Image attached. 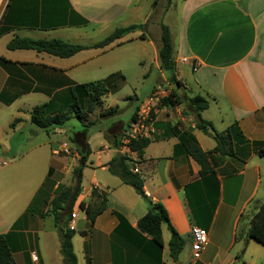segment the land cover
<instances>
[{
	"label": "crops",
	"instance_id": "0c3cea01",
	"mask_svg": "<svg viewBox=\"0 0 264 264\" xmlns=\"http://www.w3.org/2000/svg\"><path fill=\"white\" fill-rule=\"evenodd\" d=\"M158 1L0 0V109H10L8 117L0 121V136L5 138L0 139V153L10 154L0 158V233L8 234L16 264V252L22 264H49L47 254L50 259L63 261L57 230L44 201L53 197L72 164L60 168L64 157L59 153L69 147L66 128L48 132L36 128L30 123L28 109L50 100L56 108L68 104V88L84 82L78 74L105 46L59 57L36 49H8V42L19 37L92 45L98 42L92 38L115 28L144 23L154 11L152 4ZM164 1L169 5L155 24L164 21L170 29L182 93L205 97L208 107L201 117L220 132L236 123L246 143L234 144L238 156L211 152L214 140L195 127L194 115L185 102L159 108L151 141L141 157L122 141L128 122L114 121L110 132L101 122L87 137L90 152L85 160L77 147L70 158H79L80 164L83 160L81 192L70 220L76 232L72 237L76 264L80 258L81 264H159L115 233L118 219L114 212L136 228L147 211L146 201L108 171L109 161L118 152L128 154L130 168L143 178L144 193L164 206L170 224L183 238L182 250L172 260L168 251L170 232L166 224L161 225L160 264H264V245L245 238L244 233L248 225L244 224L245 215L255 203L264 201V157L258 153L264 150V0ZM78 20L80 23H76ZM158 38V34L144 35L142 40L151 47L160 70ZM183 58L185 62H181ZM106 87L108 92L89 114L90 120L96 110L97 116L105 110L102 102L109 94L108 83ZM27 99L39 103H28ZM183 131L208 153L213 173L199 176V166L182 150L180 137L174 134ZM87 171L90 178L85 186L82 179ZM189 184H193L189 199L195 219L186 197ZM93 189L104 195L105 207L82 235L87 219L78 204L95 200ZM48 218L51 249L46 232L42 233ZM193 225L207 232L206 243L197 256L191 250Z\"/></svg>",
	"mask_w": 264,
	"mask_h": 264
},
{
	"label": "trees",
	"instance_id": "16d2710c",
	"mask_svg": "<svg viewBox=\"0 0 264 264\" xmlns=\"http://www.w3.org/2000/svg\"><path fill=\"white\" fill-rule=\"evenodd\" d=\"M76 23H80L79 20ZM145 25L146 23L131 24L126 27L115 28L100 41L92 45L70 43L61 39L35 40L15 37L8 42L7 47L8 49H36L37 51H45L55 56L68 57L82 49L99 48L109 45L128 33L142 29ZM160 30V46L157 51L159 68L165 73L169 84L176 82L182 87L181 80L176 77V62L174 60V48L170 29L168 25L161 22ZM1 32L2 30L0 29V33ZM140 37H144L143 34H141ZM107 83V79H100L70 86L68 91L71 98L66 109L62 110L56 108L51 100L41 105H36L30 112V123L48 132L55 128H66V124L71 118L76 119L81 125V129L73 132L72 142L75 143L81 158L83 157L85 160L90 152L86 143L90 131L99 128L101 119L113 115L118 111L117 106H112L101 111L98 118H94L93 120L88 118L89 114L101 104L102 97L108 92L106 87ZM161 102V106L185 102L194 115L195 127L214 140L215 146L211 152H217L227 156H238L234 144L246 143L236 123L231 124L224 131L220 132L214 129L210 121L201 117V112L208 107V101L199 94L187 96L185 93L179 94L176 90L170 88L167 95L161 99ZM135 111L130 117V122L135 119ZM152 117H154V114H152ZM130 122L127 123V127L130 125ZM174 134L179 135L181 140L179 146L182 150L199 166V176L213 173V169L208 161V153L200 148L193 137L185 131L174 132ZM123 136L126 137V134ZM150 141L151 139L149 137L132 138L126 143V146L130 151L135 152L138 157H141ZM81 149L83 150L81 151ZM258 153L260 156L264 157L263 149L258 151ZM130 160L131 158L126 152H118L109 161L108 171L112 175L117 176L124 184L131 186L134 191L146 201L147 211L138 219L136 228L130 226L120 213L114 212L118 219L115 233L120 236L123 235L122 237L127 242L140 250L147 257L160 264L163 248L161 225L166 224L170 232V239L168 241L169 256L172 260H176L183 247V238L170 224L164 206L160 202H155L146 196L143 189V178L139 172L133 171L130 168ZM81 170V164L74 169L73 173L76 181L73 186L61 187L50 200L46 201L49 207L48 213L52 216L54 226L57 230L60 255L63 259L68 260V264L77 263L72 245V237L76 232L69 226V222L72 219L71 214L74 203L81 192ZM192 186L193 184L186 186V197L188 199V206L190 207L191 214L195 219L196 211L189 199V188ZM92 195H95V200H90L89 202L80 201L78 204L79 208L84 211L87 219L86 230L80 231L82 235L86 234L87 230L92 227L95 218L105 207V197L103 194H99L93 189ZM258 207L259 206L255 205L252 208L256 209L257 212ZM254 214L251 215L247 223V228L244 231L245 238H250L264 245V210L255 223L251 224ZM40 215L44 216L45 213ZM238 235L239 233L237 234L236 232V239ZM0 264H16L7 233H0ZM88 264L90 263L88 262ZM232 264L239 263L233 262Z\"/></svg>",
	"mask_w": 264,
	"mask_h": 264
},
{
	"label": "rangeland",
	"instance_id": "374dc122",
	"mask_svg": "<svg viewBox=\"0 0 264 264\" xmlns=\"http://www.w3.org/2000/svg\"><path fill=\"white\" fill-rule=\"evenodd\" d=\"M168 5L169 4H165L164 0H159L158 4H152L154 11L153 13H151L148 20L144 22L146 23V25L142 29L135 30L129 36H124L122 39L116 40L111 44L105 46L104 49L100 51L99 55L93 57L89 64L83 68V73L78 74V76H82L78 79H84V82L107 79L109 94H107L103 98L102 107L104 109L112 106L118 107L117 113L100 120L103 123L104 127L108 129V132H110L109 129L112 127V123L116 120H120L124 123L129 122L135 106L138 105V103L149 93L155 91L156 89H161L164 90L165 94L167 95L169 89L171 88V84L168 83L165 73L163 71L161 72L157 68L156 63L153 60V52L151 47L149 46L147 41L142 40L143 37H140L141 34H143V36L145 35L146 38L154 37V35L158 34V43L160 44L161 21L158 23V25H156L155 23L158 15ZM171 5L173 6V4ZM138 34L139 38H136ZM105 35L101 34L97 36V38H92V40L99 41L102 39V37L104 38ZM81 70L82 69H79L76 72L78 73ZM72 86H74V84ZM27 100L28 103H39L36 102L38 100ZM19 102H22V100H20ZM34 106H31L28 109L27 113L29 117L30 112ZM67 106L68 104L66 102V104H61L59 106V109L64 110ZM22 108L25 109L26 106H23ZM9 113L10 109H0V121L6 119ZM97 114L98 110H96L95 114L92 115V117L98 118ZM101 122H99V124H101ZM1 124L2 123L0 122V126ZM66 125L67 141L69 143V147H67V151L61 150L59 153L61 157H64L62 160H60V168L65 165L68 166L69 164H72L69 168V171L65 174L63 182L60 183L58 185L59 187H57L53 191V193L51 194L52 196L55 195L57 190H59L61 187L74 185L76 180L73 171L80 164L79 158H75L74 161H72L70 158H72V156L74 155L76 147L75 143L72 142L73 132L76 130H80L81 125L76 119L73 118H71ZM0 139L3 140L5 138H3V136H0ZM9 156L10 154L8 153H0V158H8ZM89 178L90 172L87 171L84 175V178L82 179L85 186L88 185ZM48 196H50V194ZM47 200L48 198L44 201V207L46 206L48 209L49 207L46 204ZM255 205L259 206L260 203H255L253 207ZM255 212L256 209L251 208L250 212L245 215V217L247 218V221H243L245 225L246 222H249L251 215H253ZM50 221L51 219H49V222L47 220L44 222V230L42 231V233L45 231L47 234L45 238L47 239L46 243L49 249H51L53 243L51 239L52 230L50 227ZM76 238L79 237L76 236ZM75 246L78 249L77 243H75ZM15 255L17 264H22L20 255L17 252ZM47 259L50 261L49 264H64L63 261H59V263L58 261H55L54 258L50 259V256L48 254ZM81 262L82 259L80 258L78 264H81Z\"/></svg>",
	"mask_w": 264,
	"mask_h": 264
},
{
	"label": "built area",
	"instance_id": "2783aa9c",
	"mask_svg": "<svg viewBox=\"0 0 264 264\" xmlns=\"http://www.w3.org/2000/svg\"><path fill=\"white\" fill-rule=\"evenodd\" d=\"M186 59L183 58L181 62H185ZM166 96L165 91L161 89H156L144 97L139 107L136 109V116L133 121L130 122V125L126 130V137L122 139L124 143H127L132 138L137 137H150L151 133L154 131V117L152 114H156L159 108L162 105L161 99ZM64 151H67V148H63ZM74 213L71 214V217H74ZM70 226V222H69ZM191 235V250L194 256H197L207 240V232L205 229L193 225L190 228ZM34 259L36 257L34 256Z\"/></svg>",
	"mask_w": 264,
	"mask_h": 264
},
{
	"label": "water",
	"instance_id": "95a60500",
	"mask_svg": "<svg viewBox=\"0 0 264 264\" xmlns=\"http://www.w3.org/2000/svg\"><path fill=\"white\" fill-rule=\"evenodd\" d=\"M171 88L176 90L179 94H182V89H181L180 85H178L176 82L171 84ZM81 164H83L82 159H81ZM263 210H264V201L259 205L257 212L254 214V216L251 220V224L255 223V221L259 218V216ZM63 262H64V264H68L67 259H63Z\"/></svg>",
	"mask_w": 264,
	"mask_h": 264
}]
</instances>
